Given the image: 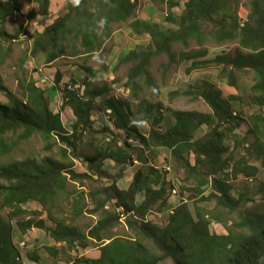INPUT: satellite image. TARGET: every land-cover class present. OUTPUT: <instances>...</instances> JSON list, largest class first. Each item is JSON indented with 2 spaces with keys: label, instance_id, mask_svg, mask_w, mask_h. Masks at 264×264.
<instances>
[{
  "label": "trees",
  "instance_id": "1",
  "mask_svg": "<svg viewBox=\"0 0 264 264\" xmlns=\"http://www.w3.org/2000/svg\"><path fill=\"white\" fill-rule=\"evenodd\" d=\"M35 6L26 17V26L38 17L47 16L50 0H32ZM247 16L239 13L240 0H186L184 9L177 21V29L161 30L155 24L135 22L131 27L141 26L150 41L143 49H132L118 59L119 66H128L125 87L130 98L137 100V92L142 86L156 90L149 72L155 59L164 56L163 77L173 65L191 63L188 73L200 70L209 63L222 66L228 85L235 87L234 73L253 74L250 87L252 102L264 111V0H246ZM138 0H77L67 4L64 11L35 33L31 50L19 61L18 69L22 76L16 79L20 98L9 92L0 79V93L7 99L0 103V264H25L14 243V229L25 235L32 229L47 233L56 245L67 249L87 250L97 247L99 257L95 259L76 258L70 264H264V186L261 185V203L256 211H247L242 206L245 196L233 195V180L242 176L246 180H257L260 168L232 157L230 147L225 144L226 135L220 126L228 124L231 130L247 123L248 135L254 139L250 147L264 152V115H251L244 121L241 113L233 111L232 105L240 99L222 92L211 82H203L200 91L179 89L169 93L170 99L190 96L201 99L211 113L204 115L194 111H176L162 103H147V112L155 111L159 117L156 125L162 122L165 112L172 123L163 133L153 127L143 135L133 122L130 100L109 98L99 106L96 101L108 92V85H94L89 80L91 69L85 65L80 69L85 77L79 84L73 83L61 88V106L58 113L50 108L45 91L32 79L25 78L24 65L29 58L44 57L50 65L63 56L70 59L82 58L86 64L96 53L103 51L104 44L111 37L113 26L125 24L134 18ZM166 21L172 23L171 10L177 3L167 2ZM22 18L21 7L13 2L0 0V63L10 54L11 49L3 43L18 39L21 31L14 35L7 33L6 21L11 17ZM211 40L220 47L235 44L232 51L216 55L211 61L206 43ZM197 46L188 51L190 43ZM184 50L176 53L174 47ZM61 76L56 74L55 83L60 84ZM68 109L75 122L68 132L63 125L61 113ZM110 111L108 120L113 130L122 135L117 138L121 146L112 140L105 148H94L92 153L81 151L78 146L84 134L93 132L95 111ZM231 124H234L232 126ZM201 128H207L204 138H195ZM115 136V135H114ZM38 137L43 144L44 157L29 156L20 160L11 159L19 145ZM134 139L139 147L131 144ZM166 149L175 163L185 173V182L195 181L192 191L201 201H214L217 210L228 215H236L227 234L217 235L210 231L212 222L221 224L219 215L194 209L192 213L187 203L171 210L168 223L158 227L150 223L148 212L155 206L159 210L167 207L168 191L174 190L171 184L160 179L153 168H139L133 175L132 183L126 190L117 187V177L108 187L98 186L89 193L93 209L90 214L99 213L107 205L113 212L103 216L87 232L73 225L54 219V210L60 200L72 198L76 217L83 215L85 193L75 185L83 186L87 180L100 182L106 176L103 165L106 161L125 168L139 162L147 164L149 149ZM56 150V154H54ZM86 162L85 172L77 173L75 162ZM209 193L204 197L203 188ZM137 195L143 201L136 203ZM35 203L41 209L29 211L27 203ZM242 204V206H241ZM118 211L120 213H118ZM54 226L47 225L46 220ZM125 217V225L132 237H116L112 231L118 225L120 216ZM152 244L154 254L145 244ZM49 256L57 255V247H46ZM29 261L40 263V257L33 251L27 253Z\"/></svg>",
  "mask_w": 264,
  "mask_h": 264
},
{
  "label": "rangeland",
  "instance_id": "2",
  "mask_svg": "<svg viewBox=\"0 0 264 264\" xmlns=\"http://www.w3.org/2000/svg\"><path fill=\"white\" fill-rule=\"evenodd\" d=\"M158 11H161L164 19L166 20L167 13V2L172 1L178 4L176 13L180 16L186 0H153ZM240 15L243 19L248 14V5L246 0H240ZM165 14V15H164ZM177 19L173 21V26L177 25ZM20 19L13 16L6 21L5 29L8 34L14 35L16 31L20 30L21 33L18 39L14 40L12 43H3L4 47H9L11 49L9 56L0 63V79L2 80L4 86L9 90V92L15 94L17 98H20L16 79L18 76H22L19 71V61L31 50L33 38L35 33L30 25L26 26L24 23H20ZM25 22V21H22ZM167 22V21H166ZM124 24H119L122 26ZM113 30H115L113 28ZM165 30V29H164ZM147 34V33H146ZM150 41V38H148ZM149 43V42H148ZM145 46H139L137 49H143ZM208 49V56L204 61H211L216 55L223 52L232 51L235 44L228 43L223 46H216L211 40L206 43ZM111 46L108 44L106 48L103 49V53L88 60L86 64L83 63L82 58L70 59L63 56L51 65H46L44 63V57L38 55L35 58H29L24 65V72L26 79L34 80L39 87L45 90L47 96L52 100L53 96L49 90V84L58 88L60 95L62 91L61 88L66 85H74L73 83L79 84L82 82V70L80 66L89 65L91 67H99L106 63L105 60L112 58L110 53ZM197 46L194 42L190 43L188 51H195ZM184 50L180 45L174 47V51L178 53ZM1 54V53H0ZM124 54H120L114 57L116 60L122 57ZM111 61V60H110ZM166 64V59L161 56L155 59L152 66L149 69L151 74L153 85L156 90H149L142 86L137 92V100H132L130 98L129 90L125 87L126 74L128 66H122L120 69L112 72L110 75L108 73H103L102 70L96 71V74L91 80H93L94 85L102 86L104 83L108 85V92L104 93L96 101L99 106L104 100L109 98H117L121 100H130L131 111L133 114L132 120L137 125L138 130L143 135H147L149 130L153 127L156 131L163 133L167 130L169 125L172 123V119L165 113L162 112V122L160 125L155 124V120L158 114L153 111L151 114L147 112V103L156 104L162 103L164 107L170 108L176 111H194L199 114H210L211 111L209 107L201 99H193L190 96L178 97L175 99L169 98V93L179 90V89H192V91H200L203 82L208 81L213 83L221 92L223 97H228L229 95L237 96L240 100L234 102L232 105L233 111L241 113V117L244 121H248L251 115H256L264 111L259 110V108L252 102V96L250 87L254 82L253 74L250 72L238 73L235 72L236 85L235 87L229 86L227 81V75L222 72V66L218 67L215 64L209 63L200 70H194L188 73L186 70L191 67V63L183 62L177 65H173L169 71L163 77V65ZM87 67V66H86ZM103 67V66H102ZM90 68V67H89ZM98 72V73H97ZM59 74L61 76V81L59 85H56L55 76ZM48 85V87H47ZM47 88V89H46ZM58 93V95H59ZM59 96L55 98L58 99ZM54 100V99H53ZM0 103L6 104L7 99L0 93ZM56 113V110L54 109ZM110 111L102 112L95 110L92 113L94 125V131L84 134L81 143H79L78 148L86 153H92L94 148H105L108 146L109 141L112 140L113 143L110 148H114L115 144L121 146L122 143L117 138V135H122L123 133H117L113 130L110 122L108 120V114ZM65 127H71L68 124L66 115L62 117ZM234 126V124H231ZM69 130V129H68ZM71 130V128H70ZM69 130V131H70ZM220 130L226 135L225 144L230 147L232 152V157L236 161H242L249 165L257 166L260 168V172L257 180H246L242 176H238L237 179L233 180V195L238 197L239 195L245 196V203L242 206L243 209L247 211H256L259 204L261 203V185L264 186V152H257L255 149L250 147L254 139L249 136L248 127L246 122H242L240 127H234L231 130V126L228 124H223L220 126ZM208 133L207 128H201L195 134V138H204ZM115 135V136H114ZM131 144L139 147V143L134 141L132 138L129 140ZM43 144L38 137L30 139L28 142L19 145L18 149L13 153L11 159L20 160L29 156L44 157L47 156L42 150ZM56 154V150H54ZM147 157V164L142 166L139 162H135L133 166H126L125 168L116 166L111 161H106L103 165V170L106 176L101 177L100 182L95 180H87L83 183V186L75 185L79 192L85 193V202L82 205L83 215L76 217L72 207V198L63 197L58 203L57 208L54 210V219L58 222H65L68 225H73L83 232H87L96 222L103 216L113 212L112 207L107 205L103 210L96 214H90L89 211L93 209V205L90 203L89 193L92 189L103 185L102 187H108L113 182V177H117V187L122 190H126L132 183L134 173L139 169L153 168L155 171L159 172L160 179L166 180L171 184L174 190L168 191V202L167 207L159 210L155 206L152 210L148 212V219L150 223L158 227H164L168 223L169 214L171 210L178 207L181 202L187 203L189 210L194 213V209L197 207L201 210L208 212L210 215H219L221 219V224H216L212 222L210 225V231L217 235L227 234V228L231 227L234 221H237L236 215H228L223 210H217L215 208L214 201H201L200 196H197L195 192L192 191L193 187L196 186V182L188 181L185 182V173L178 167L175 161L170 156V152L166 149H149L145 154ZM86 162L84 160H79L75 162V170L77 173L85 172ZM204 197L209 193V188L204 187ZM143 201V195H137L136 203L140 204ZM25 209L29 211H39L41 208L35 203H27L24 206ZM118 213H120L118 211ZM46 220V216L42 217ZM47 222V225L52 227V223ZM112 233L118 238H129L132 237V232L126 228L125 220L120 217L118 225L113 229ZM14 241L15 244L24 243L25 247L20 249L22 255V260L25 264H36L31 262L26 257L27 253H32L35 251L40 257L39 264H70L73 259L76 258H86L95 259L99 257V250L97 247H91L87 250L81 249H67L65 245H56L51 238L44 231L33 229L29 231L26 235L21 236L20 233L14 229ZM146 246L154 253L158 254L152 244L149 241H145ZM57 247V255L55 257L49 256L45 248L46 247ZM160 264H172L171 261L167 260Z\"/></svg>",
  "mask_w": 264,
  "mask_h": 264
},
{
  "label": "crops",
  "instance_id": "3",
  "mask_svg": "<svg viewBox=\"0 0 264 264\" xmlns=\"http://www.w3.org/2000/svg\"><path fill=\"white\" fill-rule=\"evenodd\" d=\"M5 1L16 3L21 7V13H22L23 17L19 18L20 19L19 21H20V23H24L26 25V23H27L26 17L28 15H30L31 12L35 8L33 1L32 0H5ZM76 1L77 0H50V10H49L48 15L44 16V17H38L36 19V21L30 25L33 29V32L34 33H40L44 29L45 26L50 24L53 19H55L58 15H60L64 11L67 4H74V3H76ZM176 11H177V7L173 8L171 10V13H172L174 19L175 18L177 19V16L179 17V15L176 13ZM22 21H25V22H22ZM135 22H140L141 24H143V23L155 24L161 30H164V29L165 30L166 29L175 30V29H177V25L173 26V24H172L173 22L172 23L166 22L162 12L158 11V9L155 5V1H153V0H138V4H137V8H136L134 18L122 26H119V24L113 26V28L115 30L112 31L111 37L104 44V48H106V46L108 44H110V46H111L110 53L112 55V58H110L109 60L108 59L105 60L106 63H104V65H102L103 67L102 66L99 67V70L96 67H91L89 65H86L87 67H90V69H91V72L88 75H89V80L92 83H93V80H91V78L93 76H91V75L93 73L96 74V71L99 72L100 70H102L103 73L106 72L110 75L112 72H114L117 69H120L122 67V66L118 65V58L116 60H114L115 59L114 57L120 55L121 53L125 55L126 53H128L132 49H135L139 46H145V45L148 46L149 36H148V34H146L145 32L142 31L141 26L134 27V28L131 27V24L135 23ZM102 53H103V51H100L99 53H96L95 55L98 56ZM82 73H83L82 78H84L85 73L83 71H82ZM47 87H48V85H47ZM49 90H50V93L52 94L53 99H54V100L53 99L51 100L46 94V97L48 98V100L50 102V108L52 109L53 112L55 109L56 113H58L60 111V106H61V95L59 93L58 88H56L52 84L51 85L49 84ZM58 93H59V95H58ZM57 96H59V97H58V99L55 100V98ZM63 115H66V117H67L66 122H68V124L72 125L75 122L74 116L71 115V113L68 109L64 110V112L61 113V118L63 117ZM92 120H93V117H92ZM62 122H63V119H62ZM63 125H64V123H63ZM94 125H95V123H94ZM65 128L68 132H70L69 130L71 127L68 126ZM93 129H94V126H93ZM21 236H24V235H21ZM14 243H15V241H14Z\"/></svg>",
  "mask_w": 264,
  "mask_h": 264
},
{
  "label": "built area",
  "instance_id": "4",
  "mask_svg": "<svg viewBox=\"0 0 264 264\" xmlns=\"http://www.w3.org/2000/svg\"><path fill=\"white\" fill-rule=\"evenodd\" d=\"M72 88V86L71 85H69L68 86V89H71ZM121 218H123V219H125V217L123 216V215H121L120 216ZM23 247H25V244L22 242V243H19L18 245H17V248L20 250V249H22Z\"/></svg>",
  "mask_w": 264,
  "mask_h": 264
}]
</instances>
